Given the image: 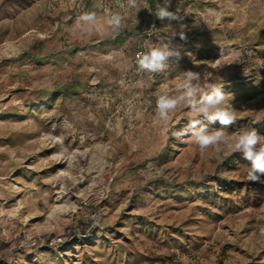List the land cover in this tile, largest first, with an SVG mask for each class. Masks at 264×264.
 I'll return each instance as SVG.
<instances>
[{
  "label": "rangeland",
  "instance_id": "374dc122",
  "mask_svg": "<svg viewBox=\"0 0 264 264\" xmlns=\"http://www.w3.org/2000/svg\"><path fill=\"white\" fill-rule=\"evenodd\" d=\"M161 4L126 0L117 29L97 0H0V264H264V182L231 140L175 135L186 104L156 109L193 70L234 96L209 131L264 136V0H172L171 27ZM168 42L179 61L137 66Z\"/></svg>",
  "mask_w": 264,
  "mask_h": 264
},
{
  "label": "clouds",
  "instance_id": "9594fccd",
  "mask_svg": "<svg viewBox=\"0 0 264 264\" xmlns=\"http://www.w3.org/2000/svg\"><path fill=\"white\" fill-rule=\"evenodd\" d=\"M172 0H163V4L158 5L156 17L161 21H168V26L172 22L181 24L183 18L177 11L171 9ZM130 7H135V0H130ZM120 14H113L108 21L114 28H119L123 22ZM84 22H93L94 14H85L81 17ZM181 40L186 39L185 31L179 34ZM175 58L179 61L181 58L180 46H173L171 42L161 43L153 46L146 52L137 54V63L140 69L148 72H163L169 67V61ZM182 91L178 96H169L168 94L159 95L156 100L157 115L160 119L167 121L170 119L169 113L174 110L178 104L183 102L190 109V115L194 117L188 123V126L175 132L177 136L190 135L191 140L200 146L206 148L209 145L215 146V150L220 151L221 143L231 140L230 147L233 151L240 152L243 158L249 162L247 170V179L253 182H264V146L257 149V145L264 140L255 128L243 129L234 137H228L225 129L218 128L209 131V125L219 122L221 125H231L236 121V113L231 101L233 94L222 91L223 86L215 84L200 83V75L193 70H187L183 73V82L179 86ZM207 121V123H204ZM51 136V134H49ZM53 141L58 144L63 143V137L51 136Z\"/></svg>",
  "mask_w": 264,
  "mask_h": 264
},
{
  "label": "built area",
  "instance_id": "2783aa9c",
  "mask_svg": "<svg viewBox=\"0 0 264 264\" xmlns=\"http://www.w3.org/2000/svg\"><path fill=\"white\" fill-rule=\"evenodd\" d=\"M126 0H97V4L99 6V8L106 13L109 18H111V16L113 14H118V11L123 7L124 2ZM146 1H151V0H146ZM85 14V12H82L81 15L78 18H81L83 15ZM147 50L143 47V46H139L135 52H134V61L135 63L138 65L137 63V54L140 52H146ZM162 72H156L155 74H159Z\"/></svg>",
  "mask_w": 264,
  "mask_h": 264
},
{
  "label": "trees",
  "instance_id": "16d2710c",
  "mask_svg": "<svg viewBox=\"0 0 264 264\" xmlns=\"http://www.w3.org/2000/svg\"><path fill=\"white\" fill-rule=\"evenodd\" d=\"M127 37H129V35L126 34L125 31H120V32H118V34L115 36V38L113 40L108 41V42L121 45L122 43H124V41Z\"/></svg>",
  "mask_w": 264,
  "mask_h": 264
},
{
  "label": "crops",
  "instance_id": "0c3cea01",
  "mask_svg": "<svg viewBox=\"0 0 264 264\" xmlns=\"http://www.w3.org/2000/svg\"><path fill=\"white\" fill-rule=\"evenodd\" d=\"M125 42V41H124ZM123 44V43H122Z\"/></svg>",
  "mask_w": 264,
  "mask_h": 264
}]
</instances>
